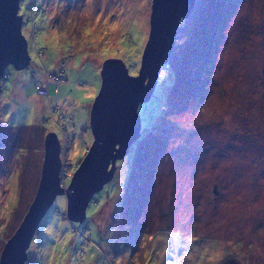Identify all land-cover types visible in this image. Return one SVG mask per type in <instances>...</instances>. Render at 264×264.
Segmentation results:
<instances>
[{
	"label": "rangeland",
	"instance_id": "1",
	"mask_svg": "<svg viewBox=\"0 0 264 264\" xmlns=\"http://www.w3.org/2000/svg\"><path fill=\"white\" fill-rule=\"evenodd\" d=\"M151 10L152 0H20L31 61L1 79L0 257L37 193L46 136L64 143L67 128L75 169L93 142L102 64L121 58L138 72ZM65 59L66 80L40 96ZM138 111L150 133L117 161L84 222L57 196L25 264H264V0H196Z\"/></svg>",
	"mask_w": 264,
	"mask_h": 264
},
{
	"label": "water",
	"instance_id": "2",
	"mask_svg": "<svg viewBox=\"0 0 264 264\" xmlns=\"http://www.w3.org/2000/svg\"><path fill=\"white\" fill-rule=\"evenodd\" d=\"M196 0H152L150 30L137 75L121 58H108L101 67V88L90 112L93 142L72 173L68 186L61 179V144L55 132L45 138V158L35 198L19 227L7 241L0 264H25L39 224L59 195L66 197V218L82 223L93 196L110 182L132 145L141 136L139 105L150 101L163 65L173 51L182 20ZM20 0H0V93L8 65L23 70L31 57L22 32ZM62 180V181H61ZM217 193V188L215 187Z\"/></svg>",
	"mask_w": 264,
	"mask_h": 264
},
{
	"label": "trees",
	"instance_id": "3",
	"mask_svg": "<svg viewBox=\"0 0 264 264\" xmlns=\"http://www.w3.org/2000/svg\"><path fill=\"white\" fill-rule=\"evenodd\" d=\"M216 17L220 20V17H225L224 16V13L221 15V13H219V16L218 15H216ZM215 18V17H214ZM24 19V18H23ZM215 20V19H214ZM213 20V21H214ZM148 37H149V34H148ZM209 38V37H208ZM147 40H148V38H147ZM210 40H211V38H210ZM198 43H200L201 44V46H205L206 45V43H210L208 40H207V37H204V38H200V40H199V42ZM146 45V44H145ZM207 46V45H206ZM213 47V46H212ZM144 48H145V46H144ZM201 47H200V45H199V48L198 49H200ZM143 51H144V49H143ZM40 54H42V57H43V55H44V51H41L40 52ZM142 54H143V52H142ZM41 57V56H40ZM41 57V58H42ZM141 57H142V55H141ZM66 64H67V60L65 59V60H63L62 61V64H61V69H63V71H64V75H65V67H66ZM201 67H203L204 69L206 68V67H208L209 65H210V62H208L207 64H206V62L204 63V62H200V63H198ZM140 68V67H139ZM61 69H59L58 70V72L61 70ZM134 72L136 73H134L135 75H137L138 74V72H137V68L134 70ZM200 79H202V77L203 76H205V73H201L200 75H197ZM65 78H67L66 77V75H65ZM206 78H208V76L206 75ZM66 80V79H65ZM63 82V81H62ZM60 83V82H59ZM59 83H57V84H51V85H54V86H56L57 87V85L59 84ZM207 81H205V82H203L202 83V85H201V87H206L207 86ZM50 85V86H51ZM50 86H49V89H50ZM176 88V87H175ZM48 92H49V90H48ZM204 95V94H203ZM151 100H152V98L150 99V101L149 102H151ZM67 131V130H66ZM150 133V131H146V132H144V133H142V131H141V136H140V138H139V140H141L143 137H145L146 136V134L147 133ZM68 138H69V136H68ZM70 139V138H69ZM93 139H94V137H93ZM63 140V138L61 139V142H63L62 141ZM138 140V141H139ZM137 142V141H136ZM63 146H64V143H63ZM90 147V146H89ZM88 150V149H87ZM87 150H86V152H85V154L87 153ZM61 156H62V161L65 163H69V160L67 159V153H66V150H64V147H63V152L61 153ZM83 158H79L77 161H76V167H75V169L78 167V164H80L79 162H81V160H82ZM68 160V161H67ZM71 162V161H70ZM118 163V162H117ZM117 166V165H116ZM74 169V166H73V168H72V170L70 169H66L65 167H64V169L63 170H65V171H68V178L67 179H65V182H69L70 183V181H71V178H72V176H69V174L73 171V170H75ZM149 172V171H148ZM159 174H161V168L159 169V172H158V175ZM145 176L146 175H144L143 177H144V179H146L145 178ZM148 176V175H147ZM67 177V176H66ZM146 184V183H145ZM148 185V184H147ZM149 186V185H148ZM147 192V193H146ZM154 192H153V189L152 188H148L147 190H145V194H146V196H145V199H144V201L143 202H146L147 201V203H148V207H150L151 206V204H152V201H153V194ZM153 194V195H152ZM148 207H147V210L146 211H148ZM149 212V211H148Z\"/></svg>",
	"mask_w": 264,
	"mask_h": 264
},
{
	"label": "built area",
	"instance_id": "4",
	"mask_svg": "<svg viewBox=\"0 0 264 264\" xmlns=\"http://www.w3.org/2000/svg\"><path fill=\"white\" fill-rule=\"evenodd\" d=\"M65 79L66 78H65L63 69H61L59 72H51V73H49L47 79L45 80V82H43L40 85V87L38 88L39 95L47 96L48 95L49 86L51 84H57L59 82L64 81ZM66 122H67V120H66ZM68 123H72V121L70 120V121H68ZM61 127L63 129H65V127H63V126H61ZM66 175H68V171L64 170L63 174H62V179H64Z\"/></svg>",
	"mask_w": 264,
	"mask_h": 264
},
{
	"label": "clouds",
	"instance_id": "5",
	"mask_svg": "<svg viewBox=\"0 0 264 264\" xmlns=\"http://www.w3.org/2000/svg\"><path fill=\"white\" fill-rule=\"evenodd\" d=\"M39 56H41L42 57V54H40L39 53ZM46 74H47V76L45 77L46 79H47V77H48V74L49 73H51V72H49V71H46L45 72ZM5 76H6V73H4V75H3V77L2 78H5ZM43 82H45V80L44 81H41V83L39 84V87H40V85L43 83ZM38 87V88H39ZM38 88H37V92H38ZM39 94V93H38ZM48 94H49V92H48ZM41 96V95H40ZM74 119V118H73ZM73 123V122H72ZM90 123V122H89ZM61 129L62 130H64V150H66V153H67V143H69L70 142V139L69 138H66V136L65 135H67L66 134V130H67V128H65V129H63L62 127H61ZM57 134V133H56ZM57 136H58V138H59V140H60V142H61V139H60V137H59V135L57 134ZM66 140V141H65ZM63 141V140H62ZM63 152V142H61V153ZM61 160H62V156H61ZM68 163H64L63 161H62V169H61V179H62V174H63V169H64V167L66 168V169H68ZM74 172V171H73ZM72 172V173H73ZM72 173H71V175H72ZM62 180H64V185L65 186H68V185H66V182H65V178L64 179H62ZM61 180V181H62Z\"/></svg>",
	"mask_w": 264,
	"mask_h": 264
},
{
	"label": "flooded vegetation",
	"instance_id": "6",
	"mask_svg": "<svg viewBox=\"0 0 264 264\" xmlns=\"http://www.w3.org/2000/svg\"><path fill=\"white\" fill-rule=\"evenodd\" d=\"M40 183V182H39Z\"/></svg>",
	"mask_w": 264,
	"mask_h": 264
}]
</instances>
